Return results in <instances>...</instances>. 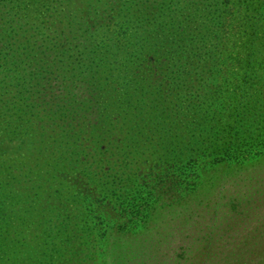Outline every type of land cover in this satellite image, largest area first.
I'll list each match as a JSON object with an SVG mask.
<instances>
[{"label":"rangeland","instance_id":"1","mask_svg":"<svg viewBox=\"0 0 264 264\" xmlns=\"http://www.w3.org/2000/svg\"><path fill=\"white\" fill-rule=\"evenodd\" d=\"M119 1L0 0V208H4L3 214H0V231L4 227L7 229V233L0 236L2 248H5L8 241L15 239L17 234L34 232L38 225L36 222L42 219V215H51L55 212L58 214L59 210L65 211V207H60L58 201L54 205V212L48 210L45 207L46 197L53 193L58 194L55 191L63 188L72 192L64 181L54 178L61 172L71 174L75 171L80 163L81 152L84 151L89 156L94 155L93 159L98 161V164L99 161H103L101 165L104 169L107 164L112 167L116 160H122L124 157L125 162H122L124 165L130 160V168L136 171L139 168L140 172L146 175L149 172L148 166H151L149 163L160 160V141L166 147L174 135L180 137L181 142L185 141V145L191 140L189 121L196 120L194 126L199 123L193 117L192 106L187 104L185 108L176 109L173 104L167 113L163 112L165 105L143 102L139 95H133L132 98V102L138 105L129 106L121 98L125 97L127 90L122 91L120 84L117 85L120 80L114 72L109 71L111 66L106 64L105 60L98 63L97 56L87 57L80 52L84 47L81 32L84 30L92 32L99 27L97 19L103 24L106 23L105 19L112 17V22L117 24L116 17L120 13L116 5ZM138 1L145 5L149 3L155 5L149 10L134 11V18L129 17L138 28L137 38L141 39V43L147 41V48H152L151 44L158 41L157 49L160 50L157 54H151L156 63L150 72H147L148 67H151L148 58L141 61L143 68L141 66L140 68L146 72L142 74L144 80L148 81L147 85L159 81L160 61H164L168 55L173 61L179 62L178 65L172 64L170 68V72L176 73L180 78L178 81H182L179 89L191 87V90H186L187 95L192 91V86L196 88L202 86L204 76H212V73H207L205 69H212L207 65L212 52H208L206 46L214 43L207 30L217 17L218 20L224 19L225 25L232 23L233 30L226 39V47L229 49L226 70L228 75L231 73L230 84L224 91L225 97L218 98L219 93L216 96L212 95L217 104L224 101L220 106L226 108V115L229 114L232 121L234 119L232 108L240 103L239 97L242 96L244 86L251 84L249 81H255L256 78L264 83V64L259 63L264 56V32L260 31V28L264 31L262 0H248L250 5L248 8L245 0H230L228 9H232L231 12H224L219 8L220 4L217 5L213 0H200L195 6L189 5L180 13L176 12L177 0H173L170 5L171 12H167L166 16L162 11L158 12L162 0ZM197 5L198 11L195 10ZM145 12L148 13L147 16L141 15ZM72 17H77V21L85 25L80 28L81 24H78L74 28L69 24ZM243 19L248 21L259 37L252 33L248 34ZM166 23L182 26L186 35L184 32L183 36L178 37L173 36L172 32L173 38L163 34L154 37L150 35L152 26L158 25L159 28L160 24L165 26ZM190 38L193 40L192 43ZM193 47L207 58L198 68L192 64ZM183 52H187V57L182 56ZM123 58L118 56L120 62ZM186 74L190 79H181ZM14 75L27 81L13 80ZM6 77L8 78L5 79ZM215 78L216 75L209 84L214 86L213 93L218 92V89H214L218 85ZM116 89H119L120 93ZM146 96L149 101L153 100L150 93ZM104 125L105 131L111 135L106 141L105 155L97 152L93 145L99 138L98 130ZM192 133L194 143H197L192 147L196 151L200 149L201 142L209 136L206 137L205 133L202 135L199 131ZM82 138L87 140L82 141ZM78 151L79 155L73 157L72 154ZM183 154L179 163L183 162L182 167L185 170L181 167L175 174L181 175L184 180L194 174V170L185 166L187 157L189 159L185 148ZM167 158H171L169 154ZM203 160L206 163L211 161L212 164L213 156ZM210 168L211 170L207 169L206 175L203 176L204 184H209L202 186L203 188L199 186L198 189L202 191V197L206 202L208 198L215 196L209 204L214 206L213 201L218 200L217 190L229 189L230 184H237L230 180L232 174L229 172L220 175L218 182L212 183V179L219 175L221 167ZM210 185L214 186L210 189ZM229 190L232 193L228 196L232 199L236 189ZM242 194V191L237 190L234 196ZM63 195L66 197L64 192ZM204 203L201 204L204 214L207 211L211 213L212 208L206 207ZM78 207L82 208L83 204ZM77 209L74 206L70 211ZM254 217L259 218L257 215ZM192 219L194 220L191 222L182 220L177 232H173L171 228L166 229L160 238L163 245L158 250L160 256L167 252V261L173 260L174 255L181 254L179 250L184 239L190 242L191 238L194 241L208 232H215L220 226L216 221L214 222L217 227H212L209 225L211 222L206 220L208 226H205L204 219L199 222L195 218ZM99 222H91L95 227V240L94 245L88 247L87 255L91 254L92 258L87 260L86 256L84 261L76 264H112L117 258L122 262L127 260L129 253L125 248L127 247L125 240L119 243L115 250L109 249L110 243L114 240V231H108L107 224L102 226ZM244 223L249 225L251 221ZM142 226L143 224H140L138 229L143 228ZM120 240L123 238L120 236L116 238V241ZM13 241L9 244L12 246L13 255L23 256L25 260L24 252L21 253ZM218 244L221 250H216L212 256L207 254L202 259L198 258L199 264H249L251 259L246 255L248 247L233 243L234 247L225 248V245L231 244H226L225 240ZM259 261L254 262L257 264ZM66 262L61 264H68ZM12 263L13 261L6 263L0 260V264Z\"/></svg>","mask_w":264,"mask_h":264},{"label":"trees","instance_id":"2","mask_svg":"<svg viewBox=\"0 0 264 264\" xmlns=\"http://www.w3.org/2000/svg\"><path fill=\"white\" fill-rule=\"evenodd\" d=\"M198 1L200 0H177L176 12H182L189 5L195 6ZM213 2L217 5L220 4L219 8L224 12L233 11L228 9L230 0H213ZM253 2L251 1V3ZM262 2L264 4V0ZM172 3L173 0H162L158 12L162 11V14L166 16L167 12H171L170 5ZM244 3L246 8L250 6L248 0H245ZM152 5L155 4L145 5L138 0H120L116 5L118 13H120L116 17L118 25L112 22V17L102 18L106 21L103 24L99 23L101 20L95 19L99 27L93 29L92 32L84 30L80 34L84 45L80 52L87 57L97 56L98 63L105 60L106 64L111 66L112 69L110 68L109 71L114 72L120 80L117 85L120 84V87L123 88L122 91L127 90L125 97L122 96L121 98L129 106L138 105L136 102H132L133 95H139L143 102L147 101L150 104L156 102L161 106L165 105L163 112L167 113L170 112L173 104L176 109L185 108L188 106L187 104L192 106L193 117L199 123L194 126L196 120L193 122L188 120V125L191 124V134L189 133L191 140L185 145V141L181 142L180 137L174 135L166 147L160 141V160L149 163L151 166H148L149 172L146 175L142 174L139 168L138 171L130 168V160L127 161V165H124L122 163L125 162L124 157L122 160H116L112 167L107 164L104 169V166L101 165L103 161H99L98 164V161L93 159L94 155L89 156L86 152H81L80 163L75 171L71 174L61 172L54 178H60L64 181L72 192L63 188L55 191L58 194L53 193V195L46 197L45 207L48 210L54 212V205L58 201V205L65 207V211L57 210L58 214L55 212L51 215H42V219L36 222L38 225L36 224L37 228L34 232L17 234L16 238L19 237L17 242L16 238L12 239L10 242L8 241L5 248H2L0 243V260H4L6 263L13 261L12 264H26L27 261L31 262L30 264H61L65 261L68 264H76L84 261L86 256L89 260L92 256L91 254L87 255V250L88 247L94 245L95 240V227L91 222L100 221L102 226L107 224L108 231H114V240L110 243L109 249L115 250L119 243L124 240L127 243V247H125L129 253L127 260L122 262L117 258L112 264H197L198 258L202 259L207 254L212 256L216 250H221L218 243L224 240L226 244H232L225 245V248L234 247L233 243L248 247L246 255L251 259L249 264H256L254 261L259 260L257 264H263L264 83L262 84L261 79L256 78L257 80L249 81L251 84L244 86L242 96L239 97L240 103L232 108V115L234 116L232 121L229 119L230 115H226V108L223 105L220 106V104H224V101L217 104L216 100L212 99V95L216 96L218 93V98L225 97L224 91L230 84L229 79H231V73L228 75L226 70V57L229 52L226 47V39L232 32L233 25L232 23L225 25V20H218L217 17L214 19V24L207 30L214 43L206 46L208 52H212L210 62L207 63L212 69H205H207V73L211 72L212 76H204L205 80L201 87L192 86L193 89L188 95L186 90H191V87L179 89L182 81H178L180 78L176 73L170 72L172 64L178 65L179 62L173 61L168 55L164 58L166 63L160 61L159 81H153L147 85L148 81H145L144 75H142L146 72L141 70L143 68L141 61L148 58L151 67H148L147 72L153 69L156 59L151 54L160 52L157 49L158 41L151 44L152 48H147V41L141 43V39L137 38L138 28L133 21L129 20V17L134 18V11L149 10ZM196 7L195 10L198 11V5ZM147 14L145 12L141 15L147 16ZM240 16H242L241 13ZM77 20V17H72L69 24L74 28L78 24H81L80 28L85 25V23H79ZM244 21L248 34L252 33L258 36L248 21ZM230 26L232 27L230 28ZM260 31L264 32L262 28ZM150 32L152 37L163 34L173 38V36H183L184 29L176 23L175 25L166 23L165 26L160 24L159 28L158 25L152 26ZM184 35H186L185 32ZM190 40L192 43L193 40L191 38ZM199 49L201 50V48ZM85 52L86 54H84ZM181 54L187 57V52ZM118 56L124 57L122 62L118 60ZM206 59L196 47H193L192 64L194 67L198 68L204 64ZM196 62L197 64H194ZM259 63L264 64V56L261 57ZM215 75V82H218V85L214 89H218V92L213 93L214 86L209 84ZM189 77L186 74L181 79H190ZM20 79L24 80L25 78L18 75L13 77V80ZM25 80L27 81V79ZM116 90L120 93L119 89ZM131 90L133 91L131 92ZM147 93L153 96V100H148ZM104 128L105 125L98 130L99 138L95 141L96 143L93 142L95 146L93 147L97 152L105 155L107 154L105 152L107 150L106 141L111 135ZM197 131L202 135L205 133L206 137L209 136L201 142L200 151H195L192 147V145L197 144L194 143V133L192 132ZM81 140L87 139L82 138ZM89 140L91 139L89 138ZM184 148L189 154L185 166L187 169H193L194 174L183 180L181 175L176 176L175 173L183 165V162L179 163V160L184 155ZM168 154L170 159L167 158ZM78 155L79 151L72 154L73 157ZM211 156H213L212 164L211 161L206 163L203 160ZM179 165L180 167H178ZM210 166L221 167L219 175L212 179V183L219 180L220 175L229 172L232 174L230 180L237 184H230L229 189L242 191L243 194L236 197L234 196L235 191L232 199H229L228 195L232 192L222 188L217 190L216 197L218 200L217 202L213 201L215 205H209L215 196L208 198L209 200L206 202L198 187L209 184H204L203 176L206 175L207 169L211 170ZM242 166L246 167L238 168ZM182 170L185 168L182 167ZM211 186L214 185H210V189ZM198 195L200 197H197ZM203 202H205L206 207L212 208L211 213L207 211L204 214L201 205ZM81 204L83 207H78ZM74 206L78 209L70 211ZM0 210L2 211L0 214H3L4 208H0ZM255 215L259 218L254 217ZM192 218H195L197 222L202 219L204 222L205 220L211 222L212 224L209 225L212 227H217L214 222L216 221L220 226L215 232H208L194 241L191 238L190 242L184 239L182 248L179 250L181 254L174 255L173 260L168 259L169 261H167V252L163 256L158 253L159 248L163 246L160 238L163 237L166 229L171 228L173 232H177L182 220L191 222L194 220ZM246 221H251V223L245 224ZM207 222H205V226H208ZM140 224H143V228L138 229ZM6 233L7 229L4 227L0 231V236ZM119 236L123 238L120 242H118L119 240L116 241ZM12 241L20 248L21 253L24 252L25 260L23 256L13 255L12 246L9 245Z\"/></svg>","mask_w":264,"mask_h":264}]
</instances>
